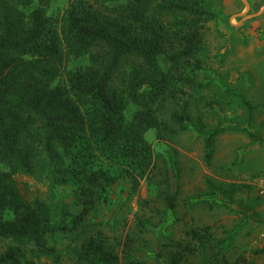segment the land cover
Here are the masks:
<instances>
[{"label": "trees", "instance_id": "16d2710c", "mask_svg": "<svg viewBox=\"0 0 264 264\" xmlns=\"http://www.w3.org/2000/svg\"><path fill=\"white\" fill-rule=\"evenodd\" d=\"M206 3L124 0L96 5L75 0L58 23L49 13L51 0H0V248L6 243L0 264H64V251L57 245L62 229L57 211L41 197H24L16 184L15 175L33 174L39 145L53 172L78 184L82 209L72 223L83 226L80 235L89 230L85 223L98 191L123 176L131 177L136 188L147 175L153 145L146 133L171 129L157 108L172 83L160 56L166 54L176 67L198 52L202 30L215 17ZM70 56H88L89 63L68 70L62 82ZM130 57L139 61L118 88L116 76ZM131 103L138 109L128 120ZM188 107L186 103L171 114L184 129L192 120ZM220 131L216 128L206 138L209 164ZM211 185L231 201L245 187ZM177 197V192L167 195L171 209ZM192 234L204 252L213 238L211 227L194 228ZM217 245L218 255L229 264L231 238ZM74 252L82 264L120 263L102 233L87 237ZM254 253H264V247ZM183 258L177 251L169 264H181ZM129 264L153 263L131 259Z\"/></svg>", "mask_w": 264, "mask_h": 264}, {"label": "rangeland", "instance_id": "374dc122", "mask_svg": "<svg viewBox=\"0 0 264 264\" xmlns=\"http://www.w3.org/2000/svg\"><path fill=\"white\" fill-rule=\"evenodd\" d=\"M74 1L51 0L49 13L60 23ZM88 1L117 5L124 0ZM206 7L215 17L202 30L198 52L176 67L166 54L160 56L172 83L157 108L161 121L171 129L152 128L146 133L153 145L147 175L136 188L131 177L123 176L106 191H98L85 223L88 232L80 235L83 226L72 223L82 209L78 184L53 172L41 145L33 174L15 175L24 197H41L57 211L62 226L57 245L64 251V264H82L74 249L98 233L119 254V264L131 259L169 264L177 251L184 255L181 264H226L217 252V243L224 238L232 242L227 250L229 264H264V253H254L264 247V195L258 181L264 177V0H207ZM137 61L130 57L124 62L116 87L125 85ZM88 63V56H70L60 80L64 82L68 70ZM186 103L192 120L184 129L171 114L182 111ZM137 107L129 105L128 120ZM216 128L221 131L209 164L206 138ZM210 182L245 187L231 201ZM175 192L177 206L171 209L166 197ZM203 226L211 227L213 235L204 252L201 240L192 234ZM5 246L3 241L0 251Z\"/></svg>", "mask_w": 264, "mask_h": 264}, {"label": "crops", "instance_id": "0c3cea01", "mask_svg": "<svg viewBox=\"0 0 264 264\" xmlns=\"http://www.w3.org/2000/svg\"><path fill=\"white\" fill-rule=\"evenodd\" d=\"M259 188H261V191H262V193H263V195H264V177H261L259 180ZM243 191V189L242 190H240L239 192L241 193ZM263 248V247H262ZM260 249V248H259ZM262 254V253H261Z\"/></svg>", "mask_w": 264, "mask_h": 264}]
</instances>
